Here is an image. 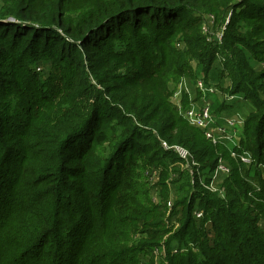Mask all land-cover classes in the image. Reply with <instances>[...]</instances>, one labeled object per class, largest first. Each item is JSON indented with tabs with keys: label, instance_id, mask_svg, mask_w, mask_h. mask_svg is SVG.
I'll return each instance as SVG.
<instances>
[{
	"label": "trees",
	"instance_id": "trees-1",
	"mask_svg": "<svg viewBox=\"0 0 264 264\" xmlns=\"http://www.w3.org/2000/svg\"><path fill=\"white\" fill-rule=\"evenodd\" d=\"M196 71L235 98H214L219 116L249 102L237 146L211 143L170 101ZM219 159L224 198L204 188ZM143 166L159 170L157 202ZM168 218L166 264H264V0H0V232L17 238L0 235V264H140Z\"/></svg>",
	"mask_w": 264,
	"mask_h": 264
},
{
	"label": "rangeland",
	"instance_id": "rangeland-1",
	"mask_svg": "<svg viewBox=\"0 0 264 264\" xmlns=\"http://www.w3.org/2000/svg\"><path fill=\"white\" fill-rule=\"evenodd\" d=\"M205 17H208V19L212 18L211 16L209 15H204ZM10 20H12V17L9 18ZM224 30V25H222L221 29L220 30H216L214 32H211V35H209L210 38H212L211 40L212 41H215V42H220L221 39H222V32ZM202 33L205 34V35H208V31H207V28L205 25H202ZM209 38V39H210ZM184 43L183 41L181 42H176L175 43V48L178 49V50H183L184 49ZM219 52V51H218ZM216 57L219 59V61L221 60H224L223 59V55L219 52ZM198 65V62L197 60L195 59H189V64L188 66L191 67V69L193 71H195V67H197ZM39 68H36L35 70H37L36 72L39 73V75L42 77V78H46L49 73H50V67H51V64L48 63V62H44L42 64H39L38 65ZM37 67V66H36ZM257 69H260L261 68V64L257 65L256 67ZM225 71L222 73L223 74V79L222 81L224 82L223 84V88L222 89H225L227 87H229L231 85V77H230V74H229V71L227 69H224ZM43 72V73H42ZM198 74L197 78L195 79H187L185 81H181V82H177L175 83V88L173 89V93L170 97V101L176 106L178 112L183 116V118H185L188 123L190 125H193L195 126L194 124H192L191 120L188 118L187 114H188V111L189 110H198L200 111L201 108H202V101H201V95H204L201 90L197 87V82L199 81V79H201L202 81L204 80V78L202 77L203 73H199V71H196L195 75ZM200 75V76H199ZM204 83V81H203ZM205 84V83H204ZM207 86V85H206ZM209 86V85H208ZM213 91L212 92H207L206 95H214V97L212 98H209V101H210V107L211 105L213 106V103L212 101L214 102V98L215 99H218V101H231V100H234L235 98H232L231 95H229L228 93H225L223 92L222 90H220L217 86L214 87V86H210ZM241 97H239L240 99ZM247 105H244L240 112L241 113H234V114H231V113H222L220 115L223 116H226L228 118L232 117L235 119V125H234V136L233 138L234 139H240V132H241V129L240 127L244 125V117L245 115L248 113V110H249V107H250V104L249 102H246ZM224 109H227V108H224ZM212 110V109H211ZM226 110H223L222 112H225ZM196 127V126H195ZM233 138H230L229 140H231L229 143H226L230 148L232 146H237L235 144V140ZM239 141V140H238ZM167 144V143H166ZM168 145V144H167ZM169 146V145H168ZM172 146V145H171ZM179 146V145H178ZM99 147V146H98ZM96 148V151L98 153V155L102 158L103 155H105L106 151L103 153L102 152V148ZM182 147V146H180ZM184 148V147H182ZM186 149V148H184ZM187 150V149H186ZM188 151V150H187ZM189 152V151H188ZM190 153V152H189ZM235 154L234 152H231V156L232 157H236V154L235 156L232 155ZM178 154V153H177ZM179 155V154H178ZM32 155H30L31 157ZM35 156V155H34ZM26 161H28L30 158H28V155H26ZM240 158L241 157H246L249 159V162H244V163H247L249 164L250 163V157L248 156H244V155H241L239 156ZM221 160V159H220ZM222 161V160H221ZM74 163V161L70 162L69 163V166L72 165ZM189 165H193L191 162L188 164ZM59 166V163L57 164V168ZM149 166H151L149 164ZM183 166V164H182ZM187 167V166H185ZM144 168V166L140 169L142 170ZM229 169V168H228ZM139 170V171H140ZM50 171V169H49ZM230 172V170H229ZM229 172L227 173V175L229 174ZM158 173H159V170L158 168H154V167H148V168H144L141 172V175H142V179L144 178L145 179V183H147L146 185H148V188L149 189V192H148V197H150L151 200H153L154 202H157L158 201V198H157V187H156V182L158 180ZM45 174L43 175H39L38 177H41V176H44ZM224 176H227L225 174H223ZM141 179V176H140V182L139 183H144L143 180ZM222 182H223V179H219V181L215 184H212L213 187H215V190H212V189H209L208 187H204V188H207L208 190L212 191V192H217L218 195L221 197V198H224L225 197V187H221L222 186ZM43 184V181H40L39 183V186H42ZM209 184H207L208 186ZM221 185V186H220ZM34 191L36 193H39L41 191H38V190H35ZM16 194V191L13 192ZM149 193H150V196H149ZM42 195V194H41ZM41 195H40V200L41 202L43 201V199L41 198ZM79 201H81V199L79 197H76L74 198V203H79ZM69 204V203H67ZM18 206L24 210L25 207H24V204H23V201L21 198H19V201H18ZM169 208V206H168ZM44 211L47 213H49L52 209L51 205H45L44 206ZM65 209V207H64ZM71 211H74L75 212V208H70L68 209V212H66L65 214V219H71V218H74V217H77L78 215L72 213ZM196 212H199L201 213V211H196ZM168 215L165 214V217L164 218H167ZM197 217V216H196ZM200 217V216H198ZM75 219V218H74ZM8 221V220H6ZM166 222V220H165ZM3 225V224H2ZM178 223L176 222V220L173 218V219H170L168 218V222H167V226L170 227V226H174L173 229L169 232H166L164 234V236L161 237V240H160V246H155L153 247L151 253H148L147 255L144 254V256H142L141 254H139V257H141V259H139V263L140 264H146V262H152V264H166V259H168V255H167V250H168V244L166 245L167 243V236L177 227ZM167 227V228H168ZM9 230H2L0 232V235H1V240L4 241V242H12V241H16V237L15 236H9ZM104 234H102L101 236H103ZM138 237H145V234L143 233H140V234H136L133 236L134 238V241L131 242L130 244H136V239ZM165 243V244H164ZM135 245H129L128 247H134ZM171 250H173V252H176L177 251V246H173L170 248ZM195 250V249H193ZM138 256V254H137Z\"/></svg>",
	"mask_w": 264,
	"mask_h": 264
},
{
	"label": "built area",
	"instance_id": "built-area-1",
	"mask_svg": "<svg viewBox=\"0 0 264 264\" xmlns=\"http://www.w3.org/2000/svg\"><path fill=\"white\" fill-rule=\"evenodd\" d=\"M197 87L204 94L201 95L202 108L200 111L189 110L187 114L188 118L191 120L192 124L203 130L205 137L209 139L211 143L213 144L229 143L231 141L229 139L233 138L234 136L235 119L232 117L228 118L226 116L223 117L219 116L218 114L214 113L211 110L209 97L206 95L207 92L213 91V89L210 86H206L203 83V81L199 79V81L197 82ZM234 140H235V144L237 145L239 139L238 140L234 139ZM161 144L165 149L171 148L175 150L179 154L180 158H182L185 161V166H188L190 162L193 165H197L192 160L190 153L186 149L178 145L168 146L165 141H162ZM232 155L235 156V154L233 153ZM240 159L243 162H247V163L249 162V159L246 157H241ZM228 172H229L228 167H226L219 159L217 168L212 177V181L206 187L215 190V187H213L212 185L214 184V180L218 178L219 181V179L224 177L223 174L227 175ZM256 189H258V187ZM168 205H170V202H168ZM195 215L198 217L201 216V213L195 212Z\"/></svg>",
	"mask_w": 264,
	"mask_h": 264
}]
</instances>
